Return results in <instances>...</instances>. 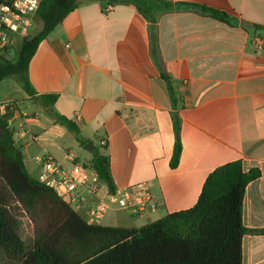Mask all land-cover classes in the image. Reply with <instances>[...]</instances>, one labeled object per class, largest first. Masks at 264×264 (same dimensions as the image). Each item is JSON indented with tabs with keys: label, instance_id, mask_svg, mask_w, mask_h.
I'll return each mask as SVG.
<instances>
[{
	"label": "crops",
	"instance_id": "0c3cea01",
	"mask_svg": "<svg viewBox=\"0 0 264 264\" xmlns=\"http://www.w3.org/2000/svg\"><path fill=\"white\" fill-rule=\"evenodd\" d=\"M29 79L36 95L59 96L51 111L12 79L0 82V105L33 178L46 154L89 165L96 149L110 158L116 192L146 183L159 203L150 217L131 215L100 182L96 198L73 208L85 220L98 201L111 206L103 220L112 211V226L125 228L192 208L208 176L240 160L261 171L247 187L243 223L264 230V0H83L39 44ZM176 120L182 155L172 169ZM243 264H264V233L244 236Z\"/></svg>",
	"mask_w": 264,
	"mask_h": 264
},
{
	"label": "trees",
	"instance_id": "16d2710c",
	"mask_svg": "<svg viewBox=\"0 0 264 264\" xmlns=\"http://www.w3.org/2000/svg\"><path fill=\"white\" fill-rule=\"evenodd\" d=\"M82 3L83 0H42L38 11L42 29L0 56V82L13 79L32 100L51 111L59 96L36 95L29 79V64L39 44ZM186 5L220 21L231 20L223 11ZM170 93L174 99L171 86ZM11 105L15 104L6 108ZM65 124L79 140L77 125L72 121ZM174 131L172 169L182 155L177 120ZM14 134L0 105V255L16 264H243L244 236L264 233L248 229L243 223L247 187L261 177V171L252 168L246 172L240 160L215 169L192 208L167 214L139 228L94 225L29 174ZM87 166L111 194L116 193L108 155L95 149ZM24 222L32 230L31 247L25 242Z\"/></svg>",
	"mask_w": 264,
	"mask_h": 264
},
{
	"label": "built area",
	"instance_id": "2783aa9c",
	"mask_svg": "<svg viewBox=\"0 0 264 264\" xmlns=\"http://www.w3.org/2000/svg\"><path fill=\"white\" fill-rule=\"evenodd\" d=\"M42 0H0V56L15 48L16 43L29 36L38 20ZM112 7H109L111 9ZM263 41L257 40V50ZM106 145V143H102ZM42 170L37 180L52 189L72 208L81 209L90 198L99 193L98 174L87 165L69 156V164L61 163L49 154L39 159ZM117 209L137 217H150L157 213L159 203L146 183H139L111 195ZM111 206L98 203L88 210L86 221L101 224Z\"/></svg>",
	"mask_w": 264,
	"mask_h": 264
},
{
	"label": "rangeland",
	"instance_id": "374dc122",
	"mask_svg": "<svg viewBox=\"0 0 264 264\" xmlns=\"http://www.w3.org/2000/svg\"><path fill=\"white\" fill-rule=\"evenodd\" d=\"M41 29H42V22H41V20L40 19L39 20H36V24H35L32 32H31L30 36H34ZM19 44H20V42H17L15 47L17 48ZM7 121H8V119H7ZM112 215H114V213L112 211H110L109 214H108V216H107V218L105 220H102L103 225H111L112 226L114 224H117L116 222L114 223V221H112V219L109 220V217L112 218ZM136 220H137V222L136 223H133V226H135V227H138V226H140L141 224L144 223V220H139V219H136ZM118 224H120V223H118ZM22 228L24 229L25 242H26V244H27L28 247H31V245L33 243V234H32L31 227L28 225L27 222H24L22 224ZM0 264H16V263L13 262V261H10L8 258L0 255Z\"/></svg>",
	"mask_w": 264,
	"mask_h": 264
},
{
	"label": "water",
	"instance_id": "95a60500",
	"mask_svg": "<svg viewBox=\"0 0 264 264\" xmlns=\"http://www.w3.org/2000/svg\"><path fill=\"white\" fill-rule=\"evenodd\" d=\"M93 148H94V144H93L92 142H89V143L85 146V149H86V150H89V151L93 150Z\"/></svg>",
	"mask_w": 264,
	"mask_h": 264
}]
</instances>
